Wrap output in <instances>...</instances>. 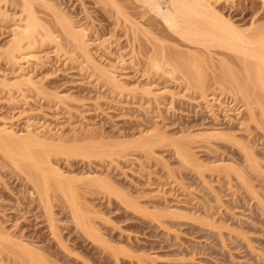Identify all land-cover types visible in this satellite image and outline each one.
<instances>
[{"label":"rangeland","instance_id":"374dc122","mask_svg":"<svg viewBox=\"0 0 264 264\" xmlns=\"http://www.w3.org/2000/svg\"><path fill=\"white\" fill-rule=\"evenodd\" d=\"M28 1L54 39L22 45L39 57L31 86L12 84L19 66L5 57ZM23 2L0 0V124L17 140L0 134V264H264V87L242 74L244 56L189 42L142 0ZM208 2L244 36L264 33V0ZM62 12L116 88L57 24ZM155 52L166 57L156 70Z\"/></svg>","mask_w":264,"mask_h":264},{"label":"bare ground","instance_id":"6f19581e","mask_svg":"<svg viewBox=\"0 0 264 264\" xmlns=\"http://www.w3.org/2000/svg\"><path fill=\"white\" fill-rule=\"evenodd\" d=\"M26 0H24V2H25ZM123 1V0H122ZM143 2H141V3H144V2H146L147 3V6L149 7V9L150 10H153L155 13H157V15L159 16V17H161V19H162V21H163V23L170 29V30H172L173 32H175V33H177V34H179L180 35V37H183V38H185L186 40H188L189 42H192L193 44H197V43H200V44H207V43H215L216 45H218V46H222V47H225V48H229V49H231L232 51L234 50V52H239V53H241L244 57L242 58V64H243V66H242V64H241V66H242V68H243V72H242V74H244L243 76L247 79V80H249L248 82L249 83H252V86L254 87H257V85H258V87H260L261 86V88L262 87H264V78H263V72L264 71H262V68L264 67V38H262L263 39V41H261V38H259V37H263L264 35V33L262 34V32L259 30V31H256V33H253L254 35V37L255 38H253V39H250V37H246V36H244L243 34H242V32H240V30L238 31L237 30V27H236V29H235V27L232 25L233 23H231V22H229V21H227L228 19H226V20H223L222 18H220V15L219 16H217L215 13H214V10H213V7H212V5L210 4L211 2H208V0H162V2H165V9L163 10L160 6H161V4L159 3V1L160 0H142ZM22 2V1H21ZM23 2V3H24ZM30 1H28V2H25V4H23V11L25 12V13H23V14H26V16L24 17V19H20L19 21H18V23H16V25H14L15 27H13L14 28V30H13V35H12V39H11V41L9 42V48H8V50H7V52H6V54H5V57H6V59H7V62L8 63H10V64H13V66H15V65H17V66H19L18 67V70H17V72L15 73V75H14V81H12V84H13V82H14V84H16V83H19V84H21V83H26L27 82V84H30V86L31 85H34L33 84V80H32V78L30 77V76H27L26 74H27V70H28V68H29V65H30V62L32 61L31 59H33V60H38V58L39 57H36V55H34V54H30V55H23V48H22V45L24 46V44H27L28 46L29 45H31L30 47H32L33 45L32 44H34V45H36L37 43V41H39V42H41V44H44V42H47V41H51L53 38V34H52V32H51V30H48V28H45V27H43V26H40V21H38V17H36L35 16V13L33 12V10H32V7H31V3L32 2H30ZM111 2H114V1H111ZM117 2V1H116ZM140 2V1H139ZM138 2V3H139ZM149 3V4H148ZM114 4H116V3H114ZM33 6V5H32ZM44 6H46V4L44 5ZM49 6H50V4H49ZM48 6V7H49ZM52 7V6H51ZM112 7V6H111ZM119 7V6H118ZM21 8V7H20ZM56 8V7H55ZM114 8V7H113ZM144 8V7H143ZM142 8V9H143ZM21 9V10H22ZM54 9V8H53ZM58 9V8H57ZM115 9V8H114ZM122 9V8H121ZM125 9V8H124ZM141 9V8H140ZM56 10V9H55ZM118 10H119V8H118ZM217 11V10H216ZM61 12V11H60ZM117 11H115V13H116ZM126 12V11H125ZM53 13H55V11L53 12ZM58 14V13H57ZM61 14H63V15H61ZM117 14V13H116ZM120 14V13H119ZM59 15V16H58ZM57 15V18H58V22L59 23H57L58 25H60L61 26V28L63 29V31L64 32H66V35H70V37L69 38H71V41L73 40L74 41V43H75V45L77 44V46L79 45V47H80V49L83 51V54H84V56L86 55V58H89V60L90 59H92L91 57L92 56H90V53H88V46H87V44H86V41H85V39L86 38H84L85 36L84 35H86L85 34V30L83 29V27L82 28H76L74 25H73V21H70V19H68L67 18V16L62 12V13H60V14H58ZM56 16V15H55ZM65 16V17H64ZM132 17V16H131ZM20 18V17H19ZM125 18H126V16H125ZM129 18V17H128ZM135 19V18H134ZM40 20V19H39ZM130 20V19H129ZM128 20V21H129ZM56 21V22H57ZM14 22V21H13ZM138 24V23H137ZM43 25V24H42ZM136 26V25H135ZM138 26V25H137ZM136 26V27H137ZM141 27H143V26H141ZM140 27V28H141ZM240 28V27H239ZM134 29V28H133ZM40 30V31H39ZM255 30H257V29H255ZM136 31V30H135ZM140 31V30H139ZM143 31V30H142ZM144 31H145V29H144ZM155 31V30H154ZM242 31V30H241ZM141 32V31H140ZM153 32V31H152ZM68 33V34H67ZM144 33V32H143ZM142 33V34H143ZM149 33V32H148ZM144 34H146V33H144ZM143 34V35H144ZM151 34V33H150ZM149 35V34H148ZM147 35V36H148ZM145 36V35H144ZM252 36V37H253ZM157 37V36H156ZM145 38V37H144ZM154 39H155V37H153ZM247 38H249L248 40H247ZM147 39V38H146ZM260 39V40H259ZM157 40V39H156ZM52 41H54V39L52 40ZM157 42H159V41H157ZM164 43V42H163ZM162 43V44H163ZM210 45V44H209ZM198 46V45H197ZM206 46V45H205ZM154 47H155V45H154ZM189 47V46H188ZM22 48V49H21ZM163 48V47H162ZM214 48V47H213ZM219 48V47H218ZM79 49V48H78ZM208 49V48H207ZM156 50V49H155ZM197 50V49H196ZM152 51V50H151ZM193 51V50H192ZM191 51V52H192ZM195 51V50H194ZM5 52V51H4ZM163 52V51H162ZM184 52V51H183ZM199 52V51H198ZM233 52V53H234ZM156 53V52H155ZM154 53V54H155ZM194 54H195V52H193ZM16 54H18L19 56H21L19 59H16ZM149 54H151V53H149ZM153 54V53H152ZM157 54V53H156ZM169 54V53H168ZM193 54V55H194ZM158 55V54H157ZM157 55H154V56H152L149 60H150V66H152V67H154L153 69L154 70H156V68H161L162 67V65L164 66V64H165V58H164V54H159L158 56ZM161 55V56H160ZM189 55V54H188ZM192 55V54H191ZM150 56V55H149ZM170 56V55H169ZM180 55L178 54V57H179ZM197 56V55H196ZM195 56V57H196ZM199 56V55H198ZM211 56V55H210ZM172 57V56H171ZM176 57V56H175ZM178 57L175 59V60H177L176 62H178V64H180L181 63V65H182V68L184 69V72H185V74H184V76H186V77H188V79H190L189 81H196V82H200L201 80H200V78H202V77H200V75H201V73H200V71H199V67L197 68V67H194V65H193V62H191V61H189L190 62V65H187L189 62H188V60H187V62H186V60H184L185 58H183L182 56V59H181V57H179V59H178ZM188 57V56H187ZM193 58L192 60L193 61H195L196 60V58ZM248 57H250V58H253V60L255 59V62H249L248 60H247V58ZM189 58H190V56H189ZM199 58V57H198ZM202 58V57H201ZM240 58V57H239ZM249 58V59H250ZM168 61H169V59H167ZM166 60V61H167ZM191 60V59H190ZM198 60V59H197ZM196 60V61H197ZM210 60V59H209ZM22 61V62H21ZM92 62V64L94 65V67H97V66H99V64L98 63H96L95 61H93V59L91 60ZM172 61V60H171ZM222 61V60H221ZM93 62H95V63H93ZM170 62V61H169ZM168 63V62H167ZM186 63V64H185ZM196 65L195 66H197V64L199 65V63L198 62H194ZM98 64V65H97ZM171 64V63H170ZM222 64V63H221ZM167 65V64H166ZM173 65V64H172ZM191 65H193V66H191ZM102 67V66H101ZM173 67V66H172ZM178 68V70L179 71H181V69H179V65H177V66H175V69H174V67L172 68L173 69V71H176L177 70V68ZM262 67V68H261ZM98 68H100V66L98 67ZM225 68H227V70L229 69L228 67H226L225 66ZM224 68V69H225ZM152 69V70H153ZM163 69H164V67L162 68V71H163ZM198 69V70H197ZM223 69V70H224ZM264 69V68H263ZM169 70V69H168ZM226 70V69H225ZM224 70V71H225ZM99 73H98V75H100V76H106L107 77V79H106V81L108 80V82L111 84V85H113L114 87L115 86H117V82H116V80H115V76L113 75V73H111V72H108V71H106V69L105 68H100L99 69ZM222 71V70H221ZM228 71H230V72H228ZM227 72L230 74V75H228V73H226V71H225V73H226V76H232L233 74H232V72H231V70L229 69ZM182 72V71H181ZM220 72V71H219ZM174 73V72H173ZM224 73V72H223ZM235 73V72H234ZM171 74H172V71H171ZM232 74V75H231ZM240 74V73H239ZM174 75V74H173ZM223 75H225V74H223ZM183 76V75H182ZM226 76H224V77H226ZM105 77V78H106ZM204 77V76H203ZM235 77H236V75H235ZM234 77V75L230 78L232 81L234 80V79H236ZM241 77H242V75H241ZM243 77V79H245ZM234 78V79H233ZM2 79V78H1ZM103 79V78H102ZM187 79V78H186ZM187 79V80H188ZM207 79V78H206ZM222 79V78H221ZM242 79V80H243ZM245 79V80H246ZM214 80V79H213ZM229 80V79H228ZM239 79H236V81H238ZM241 80V82L240 81H238V84L240 83V85H237V82L235 83V81H234V83L233 84H235V86L236 87H238V89L240 88V90H241V92L242 93H246V94H248V91H249V94L248 95H251L252 96V94H251V91L252 90H249V88L250 89H253V87L252 86H248V85H246L247 84V80H246V82H245V80L244 81H242ZM4 80H2L1 81V83L3 82ZM8 81V80H7ZM7 81H5V82H7ZM208 81V80H207ZM251 81V82H250ZM253 81V82H252ZM202 82V81H201ZM204 82V81H203ZM223 82V81H222ZM245 84H244V83ZM256 82V83H255ZM195 83V82H194ZM193 83V84H194ZM207 83V82H206ZM205 83V84H206ZM4 84V86H5V83H3ZM190 84V83H189ZM201 84V83H200ZM203 84V83H202ZM201 84V85H202ZM251 85V84H250ZM11 86V85H10ZM112 86V87H113ZM254 87V88H255ZM116 88V87H115ZM257 89V88H256ZM260 89V88H259ZM263 89V88H262ZM262 91V90H261ZM245 94V95H246ZM256 95V94H255ZM254 96V95H253ZM246 97H247V95H246ZM249 97V96H248ZM257 98H259L258 96L256 97V99ZM260 99V98H259ZM30 130V129H29ZM28 129L26 130V132L31 136V134H33V133H29V132H31V131H29ZM26 133V134H27ZM0 134H3V137H2V140H1V142H5V144L6 143H8L9 141H13V139H14V137L13 136H15L14 135V133H13V130L11 131L10 129H8L7 128V126H6V123L5 122H2L1 124H0ZM40 133H38V135H39ZM28 135V136H29ZM153 135V134H152ZM17 136V135H16ZM22 137V136H21ZM31 137H37V132L35 133V134H33V136H31ZM16 138V137H15ZM28 138H30V137H28ZM32 139V138H31ZM9 140V141H8ZM39 139H37V141H38ZM6 141H8V142H6ZM17 141V140H16ZM16 141H13V145L14 146H17V145H15V143H16ZM149 142V141H148ZM25 143V142H24ZM38 144H41V143H39V142H37ZM20 144V143H19ZM25 144H23L22 145V143H21V145H19V146H21V148L22 149H20L19 147L17 148V149H20V150H18V153H17V151H16V153L20 156V157H22V158H24V159H26L27 158V160L28 159H30V161L31 160H33L36 164H39V162H37V161H41L40 159L42 158H40V156H39V154H38V151H34V152H32V151H30L32 148H30V150H28L27 149V147H25V146H27V145H25ZM29 148V147H28ZM20 151V152H19ZM40 155H42V154H40ZM184 155V154H183ZM185 155L187 156V154L185 153ZM190 160V159H189ZM195 162V161H194ZM31 163H32V161H31ZM34 163V165L36 166V164ZM33 164V163H32ZM33 165V166H34ZM34 166V167H35ZM40 167H41V165H40ZM37 168H38V165H37ZM52 170L54 169V168H51ZM56 170L54 171L55 172V174H56V176L58 175V177H60V178H58L59 180H56L55 179V183L54 184H56L57 183V185L56 186H58V187H60V188H64V186H62L63 184H62V182H64L65 184L67 183L66 181H64V179L63 178H61L62 177V175H61V172H59V170L57 169V168H55ZM49 171H50V169H49ZM53 172V171H52ZM53 174V173H52ZM54 174V175H55ZM42 176L44 177V179H45V176H44V174H42ZM56 176H55V178H56ZM42 177V178H43ZM84 177V176H83ZM65 178V177H64ZM89 178V177H88ZM87 178V179H88ZM61 179H63L62 181H61ZM70 179V178H69ZM85 179V178H84ZM242 179V178H241ZM65 180H66V178H65ZM74 180V179H73ZM88 180H90V179H88ZM103 180V179H102ZM105 180V179H104ZM57 181V182H56ZM79 181V180H78ZM105 181H107V180H105ZM105 181H103L104 183H105ZM68 182H69V180H68ZM74 182V181H73ZM91 182H93V181H91ZM71 183V182H70ZM93 183H95V180H94V182ZM98 182H96V185H98V184H101V182H99L98 184H97ZM90 184V183H89ZM102 185V184H101ZM66 188V187H65ZM69 188H70V185H69ZM69 188H68V190H69ZM62 190H64V189H62ZM67 190V191H68ZM63 193H64V191H63ZM70 193V192H69ZM65 195L67 196V194L65 193ZM69 195V194H68ZM28 253V252H27ZM27 253H25L26 254V256H27ZM31 254V253H30ZM33 255V254H32ZM31 255H29L28 254V256L27 257H30ZM27 259H29V263H31V262H33L32 260H31V257L30 258H27ZM35 260V259H34ZM27 262H28V260H27ZM34 263V262H33ZM32 263V264H33Z\"/></svg>","mask_w":264,"mask_h":264}]
</instances>
